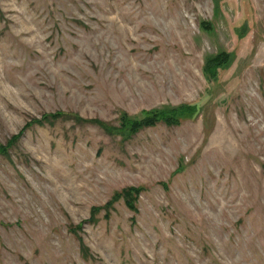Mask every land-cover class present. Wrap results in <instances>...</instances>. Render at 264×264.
I'll use <instances>...</instances> for the list:
<instances>
[{"label":"rangeland","instance_id":"rangeland-1","mask_svg":"<svg viewBox=\"0 0 264 264\" xmlns=\"http://www.w3.org/2000/svg\"><path fill=\"white\" fill-rule=\"evenodd\" d=\"M0 264H264V0H0Z\"/></svg>","mask_w":264,"mask_h":264},{"label":"trees","instance_id":"trees-1","mask_svg":"<svg viewBox=\"0 0 264 264\" xmlns=\"http://www.w3.org/2000/svg\"><path fill=\"white\" fill-rule=\"evenodd\" d=\"M228 56L225 54H221L218 56H215L212 58L210 61H208L206 65V70L209 74L210 77H215L216 75V69L221 65V64H226ZM195 106H182L181 108L178 109H173L169 111L165 110H151V111H145L142 114V117L140 119H132L129 117L126 113L121 114V119L122 121L127 125V130L130 131H137L139 129L145 128V127H152L155 124H157L160 121L166 122L168 124H174L176 125L181 118H183L184 115H188L185 113H190L195 110ZM64 115H67L66 113L63 112H55L51 114H44L40 120L37 121V123H43V122H49L52 120H56ZM124 129V128H122ZM139 190V189H138ZM137 189L134 190L135 195L138 194ZM131 191L129 189H126L123 191V193H120L119 195L121 196L123 194V199L126 207L133 212H136V208L132 203V195ZM118 195V197H119ZM111 203H106V209L109 208ZM94 211H98L94 209ZM93 220V218H90L89 221Z\"/></svg>","mask_w":264,"mask_h":264}]
</instances>
